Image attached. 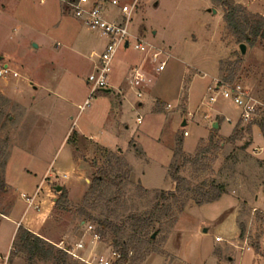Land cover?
<instances>
[{
  "label": "rangeland",
  "instance_id": "rangeland-1",
  "mask_svg": "<svg viewBox=\"0 0 264 264\" xmlns=\"http://www.w3.org/2000/svg\"><path fill=\"white\" fill-rule=\"evenodd\" d=\"M121 1L136 5L132 36L165 52L161 61L169 58L166 71L157 74L145 54L133 47L120 50V67L114 66L111 76L122 82L127 64L142 66L146 74L142 100L131 85L130 66L116 90L130 96L135 112L129 106L116 111L113 102L121 97L101 92L80 112L90 92V56L99 59L107 38L75 18L71 0H0V70L8 66L11 71L0 77V215L18 221L27 198L36 195L40 212L28 210L25 224L38 216L52 217L56 236H62L51 245L84 241L81 255L86 259L110 257L114 250L109 233L96 241V225L80 226L81 207L118 226L131 217L152 218L153 226L137 237L139 241L133 240L128 224V264H264V47H247L241 55L218 0ZM231 1L264 18V0ZM104 7L108 17L120 14L110 5ZM37 81L52 84L62 100L34 102L43 92L33 89ZM223 85L253 99L249 122L241 120V110L232 101L214 93ZM104 119V130L112 133L106 140L97 135ZM82 132L94 133L93 140L108 147L84 140ZM233 136L236 141L230 140ZM179 140L185 147L182 156L177 155ZM199 149H204L200 158L187 162ZM103 172L117 178L116 187L102 188L103 198L96 205L85 203ZM173 174L186 180L175 198L168 195L176 190ZM58 186L68 193L64 209L56 206ZM219 188L224 192L218 201L196 205L201 192L215 196ZM47 196L50 215L42 203ZM115 197L119 205L112 201ZM239 223L245 226L243 239ZM89 225L93 232L87 230ZM13 231L14 224L0 217V241H10ZM150 234L156 238L148 246L144 242ZM15 253L8 255V264H27L24 255ZM67 264L84 263L67 257Z\"/></svg>",
  "mask_w": 264,
  "mask_h": 264
},
{
  "label": "built area",
  "instance_id": "built-area-1",
  "mask_svg": "<svg viewBox=\"0 0 264 264\" xmlns=\"http://www.w3.org/2000/svg\"><path fill=\"white\" fill-rule=\"evenodd\" d=\"M104 4L110 5L120 11L118 16L108 17V9L104 7ZM134 5H127L121 0H71V7L73 14L76 19L80 20L86 28L93 32H98L107 38V44L101 56L98 59L95 71L87 78V86L89 87L88 99L83 106H80V112H82L86 106L89 105L90 101L93 100L94 96L98 92H105L110 89L109 82L111 74L114 69V62L120 50L126 52L131 47L135 51L145 54L146 59L152 65H156L155 72L161 74L166 71L168 57L166 60L161 61L160 59L167 54L162 50L155 49L143 40H139L132 36L129 27L132 15L135 10ZM131 40H134L132 44ZM11 74L8 66L0 70V77ZM132 79L131 85L138 90L137 98L142 100L144 98L143 92L147 87L146 74L144 73L143 67H134L131 69ZM13 76L18 77L17 73H13ZM214 93H219L222 98L230 100L241 110V120L243 122H249L255 111V106L252 104V100L247 96H243L241 92H235L226 88L224 85L222 88L214 90ZM217 98L212 97L211 102L216 103ZM231 123L230 119L226 120ZM142 122V118H138V123ZM185 137L189 136L188 132L184 133ZM27 209H33L34 211L40 212V207L36 204V195L32 198H27ZM89 232H93L94 228L89 225L87 226ZM93 237L96 241H100V236L95 232ZM220 241V239H217ZM58 250L67 254L70 258L82 262L84 264H128L123 263L122 255L113 251L110 257H100L95 259H86L81 254L85 252L86 246L84 241H79L75 244H67L66 241H61L58 245H53ZM9 256H0V264H8Z\"/></svg>",
  "mask_w": 264,
  "mask_h": 264
},
{
  "label": "trees",
  "instance_id": "trees-1",
  "mask_svg": "<svg viewBox=\"0 0 264 264\" xmlns=\"http://www.w3.org/2000/svg\"><path fill=\"white\" fill-rule=\"evenodd\" d=\"M218 3L225 8L224 20L230 33L236 38L237 43L245 45L247 47H254L256 45H262L264 47V18L261 16H253L246 12V10L234 4L231 0H218ZM1 97V96H0ZM2 99V98H1ZM260 129L264 133V125L260 126ZM230 140H237L234 136ZM204 153V149H199L197 155L193 158H186L187 162L191 160H198ZM177 155H183V140L178 141ZM128 178V177H127ZM172 179L176 184V190L168 194L175 198L177 194L185 187L186 180L180 177L178 174H173ZM117 178L112 177V173L103 172L93 182L90 188L89 194L85 197V203L90 204L92 201L96 202L103 198V192H100L102 188L108 186H115ZM116 187V186H115ZM224 189H216V195L211 196L208 193L201 192L199 198L195 200L197 206H203L205 204H211L218 201L223 195ZM164 198L165 193L161 194ZM117 205L120 204V199L115 197L114 200ZM108 202L107 205L111 204ZM68 202V193L66 190L61 192L59 199L56 202V206L64 209ZM91 206V211H95L96 206ZM77 216L85 224L92 223L100 229V233L97 230V234L103 238L111 235L112 244L110 245L114 251L119 252L122 255L123 263H128V256L130 253L129 242L126 240L127 226L131 224L130 228L134 241H139L137 237L141 236L145 230L150 229L153 226L152 218L143 217H131L128 223H123L122 226H118L108 218L96 217L89 212L88 208L81 207L77 210ZM240 239H243L245 234V226L239 223ZM155 239L151 234L144 243L148 246L152 245ZM254 244H252L253 246ZM259 246H257V249ZM13 250L16 251L15 255L22 254L25 257L27 264L38 263H53V264H67V257L64 252L58 250L55 246L40 239L34 234L30 233L24 228H19L16 234L15 241L13 242Z\"/></svg>",
  "mask_w": 264,
  "mask_h": 264
},
{
  "label": "crops",
  "instance_id": "crops-1",
  "mask_svg": "<svg viewBox=\"0 0 264 264\" xmlns=\"http://www.w3.org/2000/svg\"><path fill=\"white\" fill-rule=\"evenodd\" d=\"M104 49H105V47H104ZM104 49H103V51H104ZM94 56H95L94 54H92L90 56V60L92 62V64H91L92 65L91 66L92 67V72L89 74V76L95 71L96 65H97V62H98V59H94ZM116 62H117V60H115L114 66H115L116 69H118V67H120V66H118V64ZM129 66L131 67V69L134 68V67H137V65L133 66V64H127L126 66H124L123 81L120 82L119 79L117 78V76L112 75L111 78H110V82H109V86H110V89L108 90L109 92H107V91L101 92L102 95H104V96H108V95H110L112 93H115L116 98L121 97L118 102H116V101L113 102L115 104V106H116L115 107L116 111L124 110V109H126L129 106L131 108V111L135 112L134 111V109H135L134 105L131 104L132 101H131L130 96L126 95V92H120V91L116 92V90H119V86L121 87V85L124 84L125 76H126V70L128 69ZM52 78H53L52 83H54L55 87H56L58 78H55L54 74H53ZM36 84H37V86H35ZM86 84H87V80H86ZM33 89L35 90L36 93H40V91H43L42 94H37V95H35L33 97L34 102H36L38 100V102H37L38 104L39 103H41V105L47 104V103L53 104V102H55V101L62 100V98H59L60 95L57 94V92L54 91L55 89H54L52 84L51 85H49V84L48 85H43L42 83H40V82L38 83V81H37V82H34ZM38 96H39V98H38ZM113 103H111V105L109 107L110 109L107 107L108 108L107 114L111 113V110H112V107H113ZM138 106L139 107H143L144 104L143 103H139ZM60 113H61V114H59L60 116H62V117L66 116L65 112H60ZM37 115L40 116L38 113H37ZM105 122L106 121L104 119V122L101 124L102 128H100L99 132L97 133V135H99V136H102V137L104 136V139L105 138H109V137L112 136L111 135L112 133L110 131H108L109 129L107 131L104 130ZM79 136L81 138H83L84 140L95 142L93 140L95 138V137H93L94 133H92V132L91 133H86V132L83 133L82 132L81 134H79ZM65 140H66V137L64 139V142H65ZM95 143L98 144L101 147H108L106 145V143H104L102 141L99 142V143H97V142H95ZM183 149L185 150L184 144H183ZM71 151H72L73 154L75 153V150L73 148H72ZM185 153H186V151H185ZM143 188L145 190L156 189V188H146L144 186H143ZM47 202H48V196L42 203H43V205L44 204L46 205ZM54 202H55V200H54ZM52 205L54 206V204H52ZM47 207H49L48 204H47ZM27 211H28V209L25 210V213H24L23 217L21 219H19L18 221H16V219H11L9 216L6 217L4 215H0L1 218L6 219V220H8V221H10V222H12L14 224V231H13L12 235L10 236V241L8 240L9 244H8L7 240H1L0 241V256H7V255H9L11 253V251L13 250V245L12 244L14 242V237L16 236L15 234H17V231H18V229L20 227L26 229L30 233L34 234L35 236L39 237L40 239L46 241L49 244H54L53 242H55L57 240L59 241V239L62 236V234L56 236L57 231L55 230L56 229L55 228V223H54L52 217H50V216H45V217L44 216H38L35 219H31L29 222H27V224H25L24 217H25V215H27ZM51 211H52V209L49 207L48 212H47L48 215L51 214ZM83 225H85V223L81 222L80 226L83 227ZM3 241H4V243H3ZM6 241H7V243H6ZM6 244H8L7 248L5 247V249H3L2 246L6 245ZM42 264H47V263H42Z\"/></svg>",
  "mask_w": 264,
  "mask_h": 264
},
{
  "label": "water",
  "instance_id": "water-1",
  "mask_svg": "<svg viewBox=\"0 0 264 264\" xmlns=\"http://www.w3.org/2000/svg\"><path fill=\"white\" fill-rule=\"evenodd\" d=\"M213 12L216 13V11H213ZM36 47H37V46H36ZM239 49H240V53H241V55H242V56H245V55H246V52H247V46H245V45L242 44V45L239 46ZM107 92H109V91H107ZM186 125H187V123L184 122V123H183V127H185ZM213 128H214L215 130H217V129L219 128V125H218V124H215V125L213 126ZM62 191H63V187L58 186V187L56 188V192H57V193H61ZM204 232L206 233L207 230H205ZM152 238L155 239V238H156V235H153Z\"/></svg>",
  "mask_w": 264,
  "mask_h": 264
}]
</instances>
